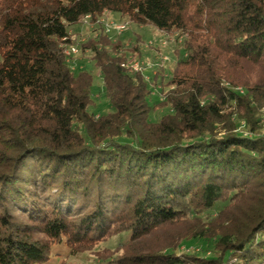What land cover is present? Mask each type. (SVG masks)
<instances>
[{
    "label": "trees",
    "instance_id": "trees-1",
    "mask_svg": "<svg viewBox=\"0 0 264 264\" xmlns=\"http://www.w3.org/2000/svg\"><path fill=\"white\" fill-rule=\"evenodd\" d=\"M107 12L184 37L159 120L162 66L147 80L102 26L70 32ZM71 44L113 112L90 113L94 75L72 70ZM263 110L264 0H0V264L115 232L124 253L100 264H264ZM186 240L212 254L177 251Z\"/></svg>",
    "mask_w": 264,
    "mask_h": 264
},
{
    "label": "rangeland",
    "instance_id": "rangeland-1",
    "mask_svg": "<svg viewBox=\"0 0 264 264\" xmlns=\"http://www.w3.org/2000/svg\"><path fill=\"white\" fill-rule=\"evenodd\" d=\"M105 19L111 21H124L118 13H106ZM98 26L87 21L74 25L70 32L78 40L86 39L89 36L99 35ZM109 39L113 45L118 47L120 53L128 56V60L140 61L144 66L146 75L155 74L157 66H162V72L158 74L156 84L151 90L150 103L155 105V112L152 114L153 120H159L163 115L170 113L171 105L167 102V94L173 85L171 84L174 69L179 60L186 58L188 52L184 48V37L177 30L163 32L153 25H139L135 22H128L125 31L119 33L112 31L109 33ZM134 45L137 48H134ZM89 53L75 54L70 62L72 70L88 69L94 75L92 85L93 101L89 111L95 115H104L113 112L109 99L105 96L104 81L98 69H95L94 61L90 59ZM151 64L156 67L152 68ZM251 68V66H249ZM151 77V76H150ZM243 91V88L238 87ZM264 119V110L261 113ZM245 122H241V128L245 127ZM263 128V127H262ZM262 131V130H261ZM206 219V217H203ZM211 219V217H208ZM126 234L111 233L95 242H88L78 249L74 254L66 245H55L52 259L46 263L40 264H100L101 257H118L124 253L121 249L122 242ZM177 251L191 255H211L210 247L202 240H186L182 242Z\"/></svg>",
    "mask_w": 264,
    "mask_h": 264
},
{
    "label": "built area",
    "instance_id": "built-area-1",
    "mask_svg": "<svg viewBox=\"0 0 264 264\" xmlns=\"http://www.w3.org/2000/svg\"><path fill=\"white\" fill-rule=\"evenodd\" d=\"M85 21L89 22V17H87V19ZM96 25H101L103 27V31L105 33H110L112 31H116V32L121 33L127 29L128 22H126V21H120V22L111 21V20L105 19L103 17L97 21ZM81 40H85V39H81ZM65 53L68 55V63H70L72 61V57L75 54L76 55L80 54L81 51H80V48L78 45L71 44L65 49ZM122 66L128 68L130 72H137V71L144 72V70H145L144 66L141 64L140 61L131 60V59H130V61L123 63ZM150 66H152V68H154V66L156 67L155 64H151ZM146 79L150 80V76L146 75ZM262 135L264 136V119H263Z\"/></svg>",
    "mask_w": 264,
    "mask_h": 264
}]
</instances>
